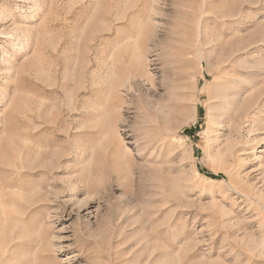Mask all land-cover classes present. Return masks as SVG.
Returning a JSON list of instances; mask_svg holds the SVG:
<instances>
[{
  "label": "rangeland",
  "instance_id": "obj_1",
  "mask_svg": "<svg viewBox=\"0 0 264 264\" xmlns=\"http://www.w3.org/2000/svg\"><path fill=\"white\" fill-rule=\"evenodd\" d=\"M0 264H264V0H0Z\"/></svg>",
  "mask_w": 264,
  "mask_h": 264
},
{
  "label": "bare ground",
  "instance_id": "obj_2",
  "mask_svg": "<svg viewBox=\"0 0 264 264\" xmlns=\"http://www.w3.org/2000/svg\"><path fill=\"white\" fill-rule=\"evenodd\" d=\"M236 83H237V81H233L231 79V82H230L229 86L228 87H224V88H227L226 91H228L230 93L231 90L235 89L238 86V83L237 84ZM224 92H225V90H224ZM222 94L224 95L223 92H222ZM231 98L232 97L229 94L224 96L223 107H224L225 104H230L231 103ZM219 99H221V98H219ZM218 101H221V100H218ZM220 104H221V102H220ZM230 106H232V105L230 104ZM231 112H232V108L227 109V111L225 113V115H226V123H227V125L225 126V130H223L224 131V136H225V140H224L225 144H223V148L222 149L219 148L217 150V154L218 155L216 154V157L220 161H223L225 159L226 153L229 152L233 148L234 144L237 143V137L236 136H238L237 134H238V130H239V129H237L238 128L237 125L239 124V122L237 124V121L240 120V119L236 118L235 116H233V114H231ZM158 115H159V116H157V121L158 122H156V123H159V128H160V126H163L164 124H166V122H169V121H167V119L165 117H163L162 114L161 115L158 114ZM213 132L215 133V131H213Z\"/></svg>",
  "mask_w": 264,
  "mask_h": 264
}]
</instances>
